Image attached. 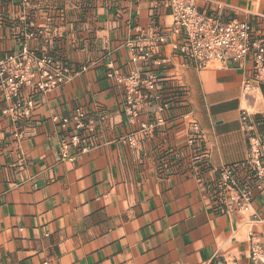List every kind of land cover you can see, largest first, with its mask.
<instances>
[{
	"label": "crops",
	"instance_id": "obj_1",
	"mask_svg": "<svg viewBox=\"0 0 264 264\" xmlns=\"http://www.w3.org/2000/svg\"><path fill=\"white\" fill-rule=\"evenodd\" d=\"M196 6L264 26V0ZM172 29L168 0H0V60L25 47L69 70L29 117L5 114L11 100L0 91V264H252L251 242L264 248V189L241 213L217 186L247 159L243 111L264 141V85L242 92L250 58L184 61ZM153 37L165 43L134 61L128 44ZM132 75L155 76L160 97L139 98L134 118L129 82H117ZM78 110L92 122L87 148L61 160Z\"/></svg>",
	"mask_w": 264,
	"mask_h": 264
},
{
	"label": "built area",
	"instance_id": "obj_2",
	"mask_svg": "<svg viewBox=\"0 0 264 264\" xmlns=\"http://www.w3.org/2000/svg\"><path fill=\"white\" fill-rule=\"evenodd\" d=\"M26 2L27 0H22ZM170 15L173 22L172 31L183 36L178 55L186 62L205 68L210 63L221 66L235 65L246 62L250 58L253 76L242 82V92L249 93L253 85H264V26L259 20H231L222 22L218 17L200 13L196 0H168ZM165 43L164 37H153L144 46L129 43L128 48L134 61H145L152 51ZM69 70L60 66L49 56L37 57L23 47L18 54L0 60V91L6 99L11 100L5 114L15 120L29 117L35 108L36 96H43L62 86L68 80ZM108 78L112 74H107ZM125 84L126 110L131 118L137 115L139 98L160 101L156 93V78L150 75L141 78L132 75L126 79L119 78L118 83ZM183 94L184 91L180 90ZM22 93L29 94L23 97ZM57 122V118H53ZM17 122V121H15ZM74 129L78 132L63 141L60 145L61 160H73L77 152L87 148L88 139L81 134L91 131L92 122L86 119L85 113L76 111L72 116ZM241 122L247 135V159L240 165L221 172L217 183L222 199L229 198L238 212H246L250 206L255 190L264 189V141L256 131V122L246 112L241 114ZM68 119L60 121L65 127ZM193 131L198 132L197 126ZM20 127L13 134L19 137ZM132 143L131 140H129ZM190 139L189 143H192ZM74 152H71V150ZM243 171V180L236 178V173ZM250 258L252 264H264V248L251 242Z\"/></svg>",
	"mask_w": 264,
	"mask_h": 264
},
{
	"label": "trees",
	"instance_id": "obj_3",
	"mask_svg": "<svg viewBox=\"0 0 264 264\" xmlns=\"http://www.w3.org/2000/svg\"><path fill=\"white\" fill-rule=\"evenodd\" d=\"M176 93H177V95H179L180 97H183V96H184V94H183L180 90H178Z\"/></svg>",
	"mask_w": 264,
	"mask_h": 264
}]
</instances>
